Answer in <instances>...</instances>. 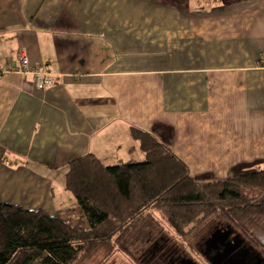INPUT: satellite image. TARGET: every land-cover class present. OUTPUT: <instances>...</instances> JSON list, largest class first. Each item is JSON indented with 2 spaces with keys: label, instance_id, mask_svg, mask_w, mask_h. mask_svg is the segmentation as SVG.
Here are the masks:
<instances>
[{
  "label": "crops",
  "instance_id": "0c3cea01",
  "mask_svg": "<svg viewBox=\"0 0 264 264\" xmlns=\"http://www.w3.org/2000/svg\"><path fill=\"white\" fill-rule=\"evenodd\" d=\"M20 54L53 85L0 74V203L87 228L66 165L144 162L131 129L197 182L264 170V0H0V71Z\"/></svg>",
  "mask_w": 264,
  "mask_h": 264
},
{
  "label": "trees",
  "instance_id": "16d2710c",
  "mask_svg": "<svg viewBox=\"0 0 264 264\" xmlns=\"http://www.w3.org/2000/svg\"><path fill=\"white\" fill-rule=\"evenodd\" d=\"M130 132L139 142L144 162L106 167L87 155L66 165L64 188L87 228L42 210L0 203V264H76L106 247L126 252L142 231L154 236L151 210L162 211L177 235L210 216L239 230L264 221V170L219 182H197L152 135L137 129Z\"/></svg>",
  "mask_w": 264,
  "mask_h": 264
},
{
  "label": "rangeland",
  "instance_id": "374dc122",
  "mask_svg": "<svg viewBox=\"0 0 264 264\" xmlns=\"http://www.w3.org/2000/svg\"><path fill=\"white\" fill-rule=\"evenodd\" d=\"M108 167L117 165H105ZM256 172V171H255ZM249 173V172H248ZM251 173V172H250ZM246 174V173H245ZM243 175V174H240ZM63 178H57L56 184L54 186V193H57L59 188L63 185ZM219 182V181H216ZM201 183H213V182H201ZM257 194V190H255ZM69 196L71 194H68ZM259 199V196H249ZM36 211V210H35ZM70 212V211H69ZM151 217L156 224V231H154V236H151L150 232L144 230L139 236L135 238L132 244L125 251H121L117 248L106 247V249H101L93 255L88 257H81L78 259L76 264H144L143 255L145 250L150 246L153 241H157L160 238L167 240L170 244L175 245L179 251L185 253V255L199 264H205L202 258L197 253L198 246L202 243V240L214 229L216 224H224L223 220H219L217 216H210L206 219L200 220L199 222L189 225L185 228L182 235H177L173 229L167 224L162 211L151 210ZM74 218L78 217V214L74 213ZM79 222V218L78 221ZM78 226V225H74ZM80 226V225H79ZM239 232L242 236L252 237L259 248H264V221L261 220L257 224L239 230V228H233ZM151 230V229H150ZM151 239L152 241L148 240ZM160 243V242H159Z\"/></svg>",
  "mask_w": 264,
  "mask_h": 264
},
{
  "label": "flooded vegetation",
  "instance_id": "af4514ba",
  "mask_svg": "<svg viewBox=\"0 0 264 264\" xmlns=\"http://www.w3.org/2000/svg\"><path fill=\"white\" fill-rule=\"evenodd\" d=\"M215 233L219 234V242L208 249L206 242ZM254 243L252 237L246 238L228 224L219 223L202 240L197 253L205 264H264V248ZM143 256L144 264H199L163 238L153 241Z\"/></svg>",
  "mask_w": 264,
  "mask_h": 264
},
{
  "label": "built area",
  "instance_id": "2783aa9c",
  "mask_svg": "<svg viewBox=\"0 0 264 264\" xmlns=\"http://www.w3.org/2000/svg\"><path fill=\"white\" fill-rule=\"evenodd\" d=\"M5 72H14L23 76L30 75L32 84L37 90H44L53 85L49 72L38 65H31L25 54H20L18 67L9 65L6 70L0 71V74Z\"/></svg>",
  "mask_w": 264,
  "mask_h": 264
},
{
  "label": "water",
  "instance_id": "95a60500",
  "mask_svg": "<svg viewBox=\"0 0 264 264\" xmlns=\"http://www.w3.org/2000/svg\"><path fill=\"white\" fill-rule=\"evenodd\" d=\"M219 234H217V233H215L207 242H206V247L208 248V249H210V248H212V247H214L215 246V244L217 243V242H219ZM187 264H192V262H188Z\"/></svg>",
  "mask_w": 264,
  "mask_h": 264
}]
</instances>
